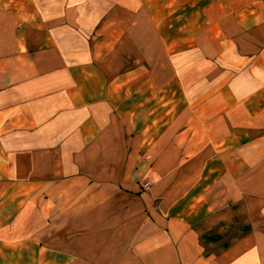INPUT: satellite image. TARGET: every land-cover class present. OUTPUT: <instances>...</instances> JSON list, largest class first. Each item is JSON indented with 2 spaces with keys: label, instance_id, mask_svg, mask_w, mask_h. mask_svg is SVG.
Segmentation results:
<instances>
[{
  "label": "crops",
  "instance_id": "crops-1",
  "mask_svg": "<svg viewBox=\"0 0 264 264\" xmlns=\"http://www.w3.org/2000/svg\"><path fill=\"white\" fill-rule=\"evenodd\" d=\"M0 264H264V0H0Z\"/></svg>",
  "mask_w": 264,
  "mask_h": 264
},
{
  "label": "rangeland",
  "instance_id": "rangeland-1",
  "mask_svg": "<svg viewBox=\"0 0 264 264\" xmlns=\"http://www.w3.org/2000/svg\"><path fill=\"white\" fill-rule=\"evenodd\" d=\"M242 221V220H241ZM240 224H242V223H239V225ZM232 235H234V237H238V236H240L241 234L239 233V231L238 230H235L233 233H232ZM231 238V237H230ZM209 251H217V250H212L211 248H208V253H209Z\"/></svg>",
  "mask_w": 264,
  "mask_h": 264
},
{
  "label": "built area",
  "instance_id": "built-area-1",
  "mask_svg": "<svg viewBox=\"0 0 264 264\" xmlns=\"http://www.w3.org/2000/svg\"><path fill=\"white\" fill-rule=\"evenodd\" d=\"M150 185H151L150 182H145L143 188L147 190L150 187Z\"/></svg>",
  "mask_w": 264,
  "mask_h": 264
},
{
  "label": "trees",
  "instance_id": "trees-1",
  "mask_svg": "<svg viewBox=\"0 0 264 264\" xmlns=\"http://www.w3.org/2000/svg\"><path fill=\"white\" fill-rule=\"evenodd\" d=\"M203 240H206V237H204ZM220 240H221V236H217L213 241H220Z\"/></svg>",
  "mask_w": 264,
  "mask_h": 264
}]
</instances>
